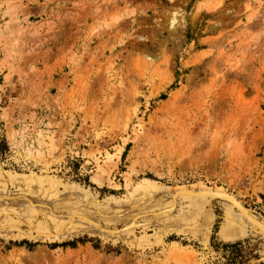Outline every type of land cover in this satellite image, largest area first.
Instances as JSON below:
<instances>
[{
	"label": "rangeland",
	"instance_id": "rangeland-1",
	"mask_svg": "<svg viewBox=\"0 0 264 264\" xmlns=\"http://www.w3.org/2000/svg\"><path fill=\"white\" fill-rule=\"evenodd\" d=\"M0 144V264H264V0H0Z\"/></svg>",
	"mask_w": 264,
	"mask_h": 264
},
{
	"label": "trees",
	"instance_id": "trees-1",
	"mask_svg": "<svg viewBox=\"0 0 264 264\" xmlns=\"http://www.w3.org/2000/svg\"><path fill=\"white\" fill-rule=\"evenodd\" d=\"M7 151V146L5 144H0V156L5 154ZM80 181L84 182L85 184H89L88 182V179L87 178H81L79 179ZM87 239L86 238H82L80 240H76V241H86ZM21 244H25L29 247L33 246L34 244L31 243V242H28V241H21L18 243V245H21ZM75 244V242L73 241H68V242H63L61 244H50L51 247H55V246H67V245H70V246H73ZM96 245V244H95ZM241 242H235V243H231V244H222L221 245V248H224V249H227V248H232L234 249L232 251V255H228L225 257V261L222 263V264H236L237 262H243L242 259V254L240 252H242V249H241Z\"/></svg>",
	"mask_w": 264,
	"mask_h": 264
},
{
	"label": "bare ground",
	"instance_id": "bare-ground-1",
	"mask_svg": "<svg viewBox=\"0 0 264 264\" xmlns=\"http://www.w3.org/2000/svg\"><path fill=\"white\" fill-rule=\"evenodd\" d=\"M241 210L243 212V214L246 216V218L249 220V222H251L253 225H255L257 228L259 224H262L260 223L259 221H257L255 218H253L251 215H249L242 207H241Z\"/></svg>",
	"mask_w": 264,
	"mask_h": 264
},
{
	"label": "water",
	"instance_id": "water-1",
	"mask_svg": "<svg viewBox=\"0 0 264 264\" xmlns=\"http://www.w3.org/2000/svg\"><path fill=\"white\" fill-rule=\"evenodd\" d=\"M258 227L264 233V225L263 224H259Z\"/></svg>",
	"mask_w": 264,
	"mask_h": 264
}]
</instances>
